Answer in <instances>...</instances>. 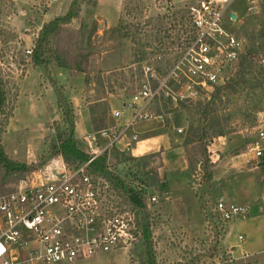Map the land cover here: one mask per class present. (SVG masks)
Listing matches in <instances>:
<instances>
[{"label":"rangeland","instance_id":"1","mask_svg":"<svg viewBox=\"0 0 264 264\" xmlns=\"http://www.w3.org/2000/svg\"><path fill=\"white\" fill-rule=\"evenodd\" d=\"M192 3L193 0H0V75L8 81L9 98H13L19 80L25 75V63H31V54L25 51L33 45L24 47L21 37L33 39L34 43L45 24L72 8L75 16L50 35L54 52H48L46 57L51 66L59 63L79 75L80 80L71 82L67 91L56 86L63 96L62 104L67 103L72 109V123L76 125L80 112V117L89 118L91 131L108 127L114 123L113 109L121 110L123 104L129 102L140 81L141 66L152 59L157 46L163 44L167 49L179 44ZM249 3L250 0H232L222 22L224 29L241 41V55L250 53L254 63L253 67L246 65L242 77H233L230 86L222 92L219 104L215 101L214 111L225 134H210L202 143L195 140L196 117L191 107L198 106L199 101L164 108L171 114L168 123L143 122L127 133L129 136L137 134L139 142L165 133L173 147L182 149L191 168L181 171L180 155L167 151L159 174L162 190H171V197L164 195L153 182L154 172L158 174L161 166L159 151H147L145 142L139 144L146 147L139 152L132 148L123 150L122 141L109 148L110 170L126 182L135 178L129 186L133 190L131 196L140 204V209L148 213L157 264H264V213H261L264 179H259L264 173V152L255 161L256 168L245 164L243 156L249 154L257 132H264V64L259 61L264 59V0H259L254 11H248ZM229 12L235 14L234 20ZM169 29H172L173 41L166 36ZM262 80L259 88L251 89L256 86L255 82ZM30 90L24 82L18 101L12 102L13 116L14 112L16 116L3 125L1 140L10 156L5 154L9 160L0 162V196L11 192L37 168L62 158L52 144L56 143L57 126L60 131L69 129L70 121L68 124L61 121L56 106L57 118L48 122L52 98L47 94L40 97L39 104L32 105L31 111ZM208 122L204 130L211 133ZM171 126H182L183 132L177 134ZM81 140L82 150L90 153L85 137ZM90 148L95 150L96 147ZM203 153L211 161L210 166H205L207 171L212 173L218 165V178L210 185V181L200 185L206 173L199 167ZM8 161L32 163L36 167L14 172ZM219 169L228 170L224 173ZM188 181L192 187L188 186ZM221 195L227 203L248 208L247 215H236L230 220L242 223L234 229L236 236L244 237L240 250L224 242L227 223L221 221L214 209ZM151 196H156L155 202L150 200ZM247 249L255 251L250 253ZM144 250L141 241L123 250L79 259L73 264H140ZM242 250H246L248 256L241 257Z\"/></svg>","mask_w":264,"mask_h":264},{"label":"built area","instance_id":"2","mask_svg":"<svg viewBox=\"0 0 264 264\" xmlns=\"http://www.w3.org/2000/svg\"><path fill=\"white\" fill-rule=\"evenodd\" d=\"M231 1L193 0L179 44L167 49L159 44L152 59L142 64L129 102L112 111L114 123L85 136L96 147L86 162L70 165L62 158L53 160L0 196V264H73L141 242L136 210L120 204L108 182L94 178L88 166L116 142L122 141L125 151L133 149L132 143L139 141L137 134L127 135L133 126L164 125L171 120L164 108L204 101L229 81L242 52L241 41L222 25ZM257 3L250 0L248 11H254ZM170 30L166 36L172 39ZM25 52L31 54L32 49ZM259 61L264 64L263 58ZM171 127L177 134L183 132L182 126ZM100 140L106 142L102 147ZM263 141L264 132L259 130L249 154L243 155L245 164L257 167ZM150 200L155 202L156 196ZM214 209L223 222L248 214L247 207L222 198Z\"/></svg>","mask_w":264,"mask_h":264},{"label":"trees","instance_id":"3","mask_svg":"<svg viewBox=\"0 0 264 264\" xmlns=\"http://www.w3.org/2000/svg\"><path fill=\"white\" fill-rule=\"evenodd\" d=\"M75 16L74 11L72 8H69L68 12L63 15L62 17H58L55 19H52L47 24H45L38 32V36L35 38L33 43L32 52L30 55L31 63L33 66L36 65H42L47 66L50 64L48 57H46V54L48 52H54L53 48L50 46V35L53 34L58 27L63 24L67 23L71 20L72 17ZM240 56L241 59H240ZM237 64H236V70L234 71L232 77L229 79V81L221 86L216 88L210 95V97L204 101H201L198 103V106L191 107V110L194 111V115L196 118V127H195V140L199 143H202L204 139L207 138V136H212V134H215L217 136H223L225 132L223 131L222 123L219 122V117L216 115L214 111V107L216 102L219 104L221 102L220 96L224 90H226L230 86V82L233 79L234 76L242 77L244 75V70H246V65L249 67H253V55L250 53H246L245 55L240 54ZM58 66L64 67V65L57 63ZM263 75V73H260ZM264 80V75H263ZM240 80H243L241 78ZM263 80L261 83L255 82L256 86H251V89L255 90L259 88L261 84H263ZM264 90V85H263ZM57 93V110L59 111L61 121L63 123H69V129L66 128L63 131H60V127L57 126L56 131V143L52 144V148H55L56 152L62 157V159L69 163L70 165H77L82 164L86 162L90 155L89 153L85 152L81 148H79L76 144L75 138H74V129L75 125L72 123V109L71 107H68L67 103L62 104L63 96L61 93H59L58 90H56ZM18 96V90L16 89L13 98H9V92H8V81L5 79L2 75H0V118H2L3 122H0V162H6L9 160L4 151V147L1 140V135L4 132L3 125H5L8 120L13 116V109H12V102L16 101ZM216 101V102H215ZM196 111V112H195ZM209 121L208 123H211L209 128H211V133L204 130V126H207L205 122ZM205 123V124H204ZM213 123V125H212ZM204 159L199 161V167L204 168L205 175L203 178V182L200 185L206 184L208 181L211 180L212 173L210 171H207L205 166H210L211 161L209 157L205 156V153H203ZM9 162V161H8ZM188 168H191V164L189 160L186 159ZM43 163V159L39 162L38 165L41 166ZM9 165L11 166L12 170L14 172H21L23 170L28 171L29 169L35 168V164H25V163H17L10 161ZM37 165V166H38ZM35 166V167H34ZM89 172L94 178H100L101 180H104L108 182L112 190L114 191V195H117V197L120 198V204H128L133 209L136 210L137 214V225L139 229L142 232V242L144 244V251L142 253V258L140 264H157L156 258H155V252L153 249V243H152V231H151V224L148 221V213L146 210L140 209V204L137 203L134 198L131 196L132 189H130V184L134 181L135 178L132 180L126 182L123 179H120L117 177L111 170L110 167L107 165V152H104L102 155L97 156L95 159H93L89 166ZM38 169V168H37ZM191 170V169H190ZM190 172V171H189ZM147 176V174H146ZM155 178L153 179L154 185H156L158 188L159 186V178L158 174L155 170L154 172ZM148 178V177H147ZM148 185V184H147ZM189 186L192 187L193 184L189 182ZM227 223V222H224ZM214 264V263H211Z\"/></svg>","mask_w":264,"mask_h":264},{"label":"crops","instance_id":"4","mask_svg":"<svg viewBox=\"0 0 264 264\" xmlns=\"http://www.w3.org/2000/svg\"><path fill=\"white\" fill-rule=\"evenodd\" d=\"M21 38H22L21 41L24 43V47L28 48V47H31L33 45V39H28V38H23V37H21ZM50 64L47 66H42V65L33 66L32 63H30L29 61H27V63H25V65H24L25 66V70H24L25 75L18 82V87H17L18 88V96H17V100H16V101H18V99H19V94L21 92V88H22L24 82L29 86V88H31V90L29 92L30 96L28 99L29 108H32V105H35V103H38L39 101H41L40 97H44V95L47 94L49 98H52V101L50 99L52 113L50 116V120L48 122L55 120L57 118V115H58V113H56V97H57V95H56L57 87L56 86H60L61 88L66 89V91H67V88L70 87L69 85H71V82H78L80 80L79 75L74 74L72 71H69L63 67L51 66ZM78 97L81 98L80 95ZM73 104H74L73 106L76 107V103H73ZM15 109H16V106H15ZM32 110H33V108L31 109V111ZM81 114L82 113L79 112L78 121L76 122L75 129H74V138H75L77 146L82 149V147L80 146L81 143L79 144V140L82 142L81 139L83 137H85L86 134L94 132V130L91 131L92 127H91V123L89 121V118H87L84 115H82L80 117ZM15 116H16V113L14 112V116L11 117V121L15 118ZM164 134L163 135H158V134L153 135L148 139V141L141 140V142H145V144H148L147 145V148H148L147 151H152V152H158L159 151L160 152L161 166L158 168V178H159V174L162 170V167L164 164V156L167 153V151H175L180 155L181 171L185 170L187 172V169H188L187 162L185 161L186 159L184 158L182 149L178 146L173 147V144L171 143V138L168 136V134H165V135ZM139 141L136 145H134L133 151H135V152H137V151L139 152L140 148H146L144 144L142 147H139V144L141 143ZM104 143L105 142L102 141V143H99L100 146H98V147H101L102 144H104ZM88 146H87L88 149L91 151L90 153H93L95 150L90 148V147H92V145L88 144ZM263 146H264V141H263ZM119 148H121V147H119ZM4 151H5V149H4ZM108 151H110V150H108ZM263 152H264V150H263ZM5 154H8V153L5 151ZM109 154L110 153L107 152V157L109 156ZM237 156L238 155L233 156V157H237ZM217 168H218V165L215 166V168L213 169L212 177H211V180L209 182V185L212 184L218 178L217 177L218 176ZM219 170H221V172L225 173L228 169L227 170L226 169H219ZM259 179L261 181L264 179V173L260 176ZM161 184H162V182H161V179L159 178L160 190L163 192L164 195H169L171 197L173 192L171 190L170 191L167 190L168 192L163 191L164 189L162 190ZM188 186H189V181H188ZM227 196H228V194H227ZM220 198L225 199V197L223 195H221L217 199H220ZM261 213H264V204L261 205ZM234 222L235 223H233V222L231 223V221L227 222L226 229L224 232V242L226 244H228L231 248H234L235 250L237 248L238 250H240V248H241L240 243H241V241H243L244 237L241 234H237V236H236V234L234 233V229H235V226H237V228H239L242 223L239 220H235ZM240 236L242 238H239ZM247 250L250 251V253L255 251L253 249H247ZM242 252H243V254H240L241 257L242 256H248L246 250H242Z\"/></svg>","mask_w":264,"mask_h":264},{"label":"water","instance_id":"5","mask_svg":"<svg viewBox=\"0 0 264 264\" xmlns=\"http://www.w3.org/2000/svg\"><path fill=\"white\" fill-rule=\"evenodd\" d=\"M229 17L233 20L236 18L235 14L232 12H229Z\"/></svg>","mask_w":264,"mask_h":264}]
</instances>
